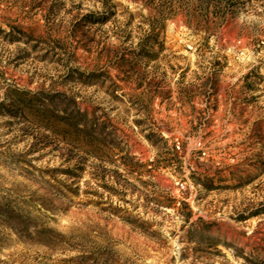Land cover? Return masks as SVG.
<instances>
[{"label": "rangeland", "instance_id": "obj_1", "mask_svg": "<svg viewBox=\"0 0 264 264\" xmlns=\"http://www.w3.org/2000/svg\"><path fill=\"white\" fill-rule=\"evenodd\" d=\"M0 264H264V0H0Z\"/></svg>", "mask_w": 264, "mask_h": 264}]
</instances>
